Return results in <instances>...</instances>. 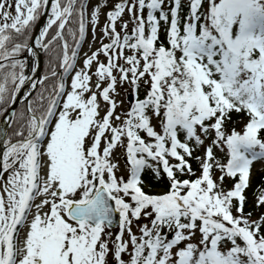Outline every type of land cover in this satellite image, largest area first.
I'll return each mask as SVG.
<instances>
[{
	"label": "snow or ice",
	"instance_id": "6c2138e0",
	"mask_svg": "<svg viewBox=\"0 0 264 264\" xmlns=\"http://www.w3.org/2000/svg\"><path fill=\"white\" fill-rule=\"evenodd\" d=\"M164 5L119 0L102 28L109 42L85 54L73 74L87 0H0V115L26 83L40 86L26 114L11 110L0 128V264H264V213L251 219L244 211L253 165L264 167V0H188L183 16L182 0ZM101 7L91 13L93 33ZM45 15L35 47L52 56L63 41L62 72L53 66L33 80L17 57L30 53L36 72L29 40ZM50 77H57L51 90ZM125 82L136 99L118 114ZM239 114L247 120L237 130ZM153 181L166 190L146 191ZM258 193L261 208L264 188Z\"/></svg>",
	"mask_w": 264,
	"mask_h": 264
},
{
	"label": "trees",
	"instance_id": "16d2710c",
	"mask_svg": "<svg viewBox=\"0 0 264 264\" xmlns=\"http://www.w3.org/2000/svg\"><path fill=\"white\" fill-rule=\"evenodd\" d=\"M183 10L181 12V15L183 16L186 12H187V3H183ZM165 25L163 23V21H161V29H160V38L161 40L165 39ZM166 43V41H165ZM56 61H53V63H55ZM234 120L237 122L236 123V128L237 130H240L243 127V124L246 122L247 120V116L243 115V114H239V115H234ZM217 151V155L221 160H225L226 157L224 156V153H220L218 150ZM200 152L195 153V155H200ZM190 163L192 164L193 170L197 173H199V164L198 162H196L195 160H191ZM256 163H254L253 167L255 166ZM253 169V168H252ZM215 175L218 176L219 172L216 171ZM191 179H195V176H190ZM233 184V181L231 179L226 178L225 183L223 185L224 189L227 190L228 188H230ZM159 187H166V182L165 184H156L154 181L152 183L149 184V186L145 189L146 191H150L151 189L154 188H159ZM259 188H264V168L261 171H257L256 175H254L253 179L250 182V186L248 187V191L246 192V202H245V207H244V211L245 213L251 212L252 216L251 219H258V217L260 216V214L264 213V207L261 208H257L255 206V197L256 195H258V189ZM235 203V201H234ZM235 214V211H234Z\"/></svg>",
	"mask_w": 264,
	"mask_h": 264
},
{
	"label": "rangeland",
	"instance_id": "374dc122",
	"mask_svg": "<svg viewBox=\"0 0 264 264\" xmlns=\"http://www.w3.org/2000/svg\"><path fill=\"white\" fill-rule=\"evenodd\" d=\"M98 4L99 5H102V1L101 0H94L93 1L92 8H91V13H92V11L95 9V7ZM104 11H105V9L103 7H101V9H100V15H99V22L95 26V32L93 33V27H92V29H91V39L89 41V44H88L86 50L84 51V53H83V55H82V57L80 59V64L76 67L75 71L76 70H79L81 67H83V60L85 59V54L91 55V53L93 51H95L96 49L99 48V46L101 45V42H103V43H106L107 42L105 40V38L101 35V29H102V26L104 24V15L106 14V12H104ZM125 19L126 18H124L123 20H125ZM99 60L100 61H103L105 63L107 62L106 58L102 55V53L99 56ZM94 70H95V62L93 63V67H92L91 71L94 72ZM71 79H72V75L69 78L67 90H70ZM95 79H96L95 76H93V82L95 81ZM117 91H118L119 95L116 96V100L118 102L117 103L116 112L118 114H123V108H124L123 102H124L125 97H126V95L124 93V87H121L118 84ZM105 107H106V105H104L103 102L101 101V114H103V109ZM153 124L155 126H157V121L155 120L153 122ZM156 130H157V128H156ZM116 157H117V159H119L120 167H121V170L123 171L124 170V167H125V161H124L125 157L123 155V150L117 149V151H116ZM261 167H262L261 164H258L257 165V168L260 169ZM118 174H120V173H118ZM135 231H136V228H135ZM110 257L111 256H109V259H110Z\"/></svg>",
	"mask_w": 264,
	"mask_h": 264
},
{
	"label": "water",
	"instance_id": "95a60500",
	"mask_svg": "<svg viewBox=\"0 0 264 264\" xmlns=\"http://www.w3.org/2000/svg\"><path fill=\"white\" fill-rule=\"evenodd\" d=\"M45 17H46V15L43 16L42 19H44ZM42 25H43V23L40 25L39 28H41ZM38 30H39V29H38ZM37 35H38V31L36 32L35 36H37ZM35 36H34V38H35ZM32 46L34 47V50H38V49H39V48H36V47H35L34 39H33ZM42 63H43V55H42V51H41V49H39V66H38V68L36 69V72H35V75H34V76L36 77V79H37V78H41V66H42ZM34 76H33V77H34ZM19 97H23V96H19ZM20 101H21V98H19V99L16 101V103L14 104V106H15L17 103H19ZM8 114H9V113H8ZM6 117H7V116H6ZM5 121H6V118H5V120H4L3 125H2L1 128L6 127V123H5Z\"/></svg>",
	"mask_w": 264,
	"mask_h": 264
},
{
	"label": "bare ground",
	"instance_id": "6f19581e",
	"mask_svg": "<svg viewBox=\"0 0 264 264\" xmlns=\"http://www.w3.org/2000/svg\"><path fill=\"white\" fill-rule=\"evenodd\" d=\"M30 60H31V61H33V60H34V58H33L31 55H30Z\"/></svg>",
	"mask_w": 264,
	"mask_h": 264
}]
</instances>
